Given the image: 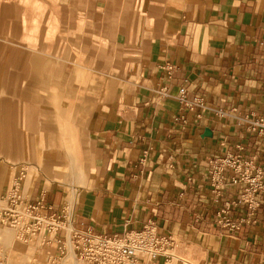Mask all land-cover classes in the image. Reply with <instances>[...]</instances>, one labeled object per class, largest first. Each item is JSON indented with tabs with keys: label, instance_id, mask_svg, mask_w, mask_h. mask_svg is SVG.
I'll use <instances>...</instances> for the list:
<instances>
[{
	"label": "crops",
	"instance_id": "1",
	"mask_svg": "<svg viewBox=\"0 0 264 264\" xmlns=\"http://www.w3.org/2000/svg\"><path fill=\"white\" fill-rule=\"evenodd\" d=\"M162 1L151 0L145 10L153 13L150 23L134 22L130 27L123 16L124 0L114 10L108 0L74 5L72 12L90 14L86 16L90 24L98 21L101 35L108 31L105 25L116 24L126 52L123 63L118 60L116 65L115 88L102 87L96 96L101 115L90 151L96 156V173L73 204L58 186L38 180L34 169L18 182L20 192L32 202L44 197L57 206L68 203L77 226L92 232L121 236L152 220L158 232L174 233L193 252L197 262L187 261L191 264H264V195H260L257 223L227 235L216 222L208 185L211 157L242 153L256 155L257 162L264 163V139L239 119L264 117V0ZM13 39L10 33L0 43L13 44ZM16 41L29 44L24 33ZM89 86L83 108L92 105ZM181 86L186 87L187 97L202 98L204 105L188 109L180 100ZM110 91L117 98L105 102ZM17 120L25 122L20 116ZM55 140L58 144L60 139ZM47 148L45 155L57 159L52 162L72 164L67 176L74 178V159ZM6 154L0 142V169ZM13 184H1V207ZM239 191L232 188L226 196ZM70 192L74 196L73 184ZM2 232L0 228V248L10 250L12 261L44 263L47 247L35 246L27 256L25 251L17 256L19 245ZM51 243L50 259L59 261L71 251L62 255L59 244Z\"/></svg>",
	"mask_w": 264,
	"mask_h": 264
},
{
	"label": "rangeland",
	"instance_id": "2",
	"mask_svg": "<svg viewBox=\"0 0 264 264\" xmlns=\"http://www.w3.org/2000/svg\"><path fill=\"white\" fill-rule=\"evenodd\" d=\"M117 2L120 0H108L109 9L114 10ZM150 2L124 0L123 16L128 27L134 22L142 26L150 23L153 13L145 12ZM80 3L90 4L89 0H0V38L10 33L14 38L13 44L0 43V142L7 153L5 165L0 169V186L3 182L21 183L29 170L34 169L38 180L45 181L47 186H58L68 195L70 203L90 186L96 173V156L90 152L96 138V121L101 115L97 108L100 99L96 96L102 92V87L106 91L108 87L109 90L112 86L115 88L118 83L114 79L118 73L116 65L123 63L126 53L120 45L117 25H105L103 29L108 31L101 35L98 21L90 24L86 20L90 14L72 12L74 5ZM138 9L141 12H132ZM95 29L98 30L93 32ZM23 33L29 44L17 43L16 37ZM43 41L48 43L40 44ZM38 82H43V86L38 87ZM88 86L90 93L87 88V94H92L93 101L90 108H83ZM106 94L110 98L105 102L117 98L115 92ZM19 105L26 109H18ZM17 116L23 117L25 122L19 124ZM55 138L60 139L58 144ZM45 147L51 148L50 152L70 155L76 176L68 177L72 164L52 162L57 159L48 152L46 156ZM72 184L76 188L74 196L70 192ZM0 228L16 230L12 239L20 247L17 256L24 251L27 256L39 246L38 249L47 247L49 250L48 257L43 254V264H62L65 259H50L54 243L47 244L43 236L26 241L19 228L5 225ZM173 252L186 261L197 262L191 256L193 252L180 243ZM0 253L6 255L7 263L11 260L9 249L0 248Z\"/></svg>",
	"mask_w": 264,
	"mask_h": 264
},
{
	"label": "built area",
	"instance_id": "3",
	"mask_svg": "<svg viewBox=\"0 0 264 264\" xmlns=\"http://www.w3.org/2000/svg\"><path fill=\"white\" fill-rule=\"evenodd\" d=\"M179 93L188 109L204 105L202 98L187 97L185 86L180 87ZM239 119L247 123L249 131L264 139L263 116L246 115ZM256 158L227 152L208 160V185L216 204L215 219L223 234L233 235L243 226L257 223L260 195H264V163H258ZM236 187L238 194L226 196ZM7 199L6 207L0 208V225L19 228L26 241L43 236L47 244L58 243L62 255L71 250L90 264H160V258L162 264H191L173 252L178 247V237L158 232L152 220L139 230L108 235L77 226L68 203L57 206L44 197L34 202L25 200L18 182L8 190ZM0 264H7L5 254L0 253Z\"/></svg>",
	"mask_w": 264,
	"mask_h": 264
},
{
	"label": "bare ground",
	"instance_id": "4",
	"mask_svg": "<svg viewBox=\"0 0 264 264\" xmlns=\"http://www.w3.org/2000/svg\"><path fill=\"white\" fill-rule=\"evenodd\" d=\"M1 204V203H0ZM3 207H6V204L5 206ZM14 233H16V230L15 229H12V230H6V231H3L2 234L4 236V238L8 239V240H11L12 237L14 236ZM3 244V243H2ZM54 245L52 244L51 247H53ZM51 249V248H50ZM49 252V250H48ZM46 253L45 255L48 257V254L49 253ZM75 255V254H74ZM73 253L70 251V253L65 257L64 261L62 262V264H75V257H74ZM10 260V259H9ZM7 264H19V262H14L12 260L8 261Z\"/></svg>",
	"mask_w": 264,
	"mask_h": 264
}]
</instances>
